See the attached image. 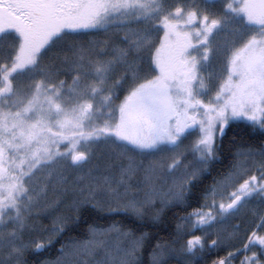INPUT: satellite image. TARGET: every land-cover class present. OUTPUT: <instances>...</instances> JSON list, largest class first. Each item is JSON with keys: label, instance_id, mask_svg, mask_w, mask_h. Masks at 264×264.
Instances as JSON below:
<instances>
[{"label": "rangeland", "instance_id": "obj_1", "mask_svg": "<svg viewBox=\"0 0 264 264\" xmlns=\"http://www.w3.org/2000/svg\"><path fill=\"white\" fill-rule=\"evenodd\" d=\"M73 1L76 4V0H70L69 3ZM93 2L86 3L85 7L78 11L86 13ZM1 21L0 14V23ZM50 21L49 29L57 30L59 26L53 19ZM128 21L129 11L111 15L106 23L123 25ZM20 32L24 40L23 30L20 29ZM256 38L259 40L257 43L251 38L250 43L236 51L234 60L222 63L219 66L220 73H216L218 76L213 74L208 82L201 76L196 78L199 85L192 86L195 102L189 96L186 97V91L181 84L182 75L168 76L170 64L167 60H163L166 50L160 48L157 51V47L144 44L139 50L147 52V60L151 62L148 66L153 67L148 73L153 74L151 78L149 76L141 78L142 75L137 77L140 79L136 88L130 90L128 96H125L115 108L110 105L113 99L109 93L102 94V92H105L107 84L111 82V75L118 64L127 69L133 66L127 58L125 60L122 58V61L118 62L125 56L119 50L111 51L108 56L109 62H97L96 58L94 59L95 55L89 54L90 57L87 59L90 61L86 60L82 65L76 63L74 59L78 58L83 62L80 58V50L75 51V56L71 55L74 58H71L70 62L76 63L74 67L77 68L78 75L68 82L67 86L55 80L50 87L48 79V72L52 74L48 70L50 62L43 65L46 66L44 69L47 71L46 77L42 76L45 82L25 86L28 77L37 73L41 66V64L36 65L34 55H38L43 47L29 46L26 51H24L25 45L16 47V50L5 48L7 57H12L9 60L11 63L8 62L6 68L15 67L16 71L21 70L20 72L23 71L21 74L24 75L19 78V89L7 91L4 103L11 106L5 110L2 107L0 110V123L2 119L5 121L0 125V137L5 140L7 131L12 130L17 123L15 136L17 139H22L20 147L22 155L18 156L20 158L18 161L20 163L21 160L22 163L30 158L32 163L22 169L18 178L9 174L7 176L10 178L7 177L0 182V235L5 234L1 239L6 241L10 239L13 233L10 228L12 218L17 216L23 202L42 198L46 186L45 178L54 173L55 165L74 164L76 154L87 153L90 145L98 141L105 144L112 143L115 148L117 147L116 152L125 156L128 163L129 158L134 162L140 154L145 156L137 165H132L131 162L117 176L110 174L89 176V170L88 173L80 175V179L84 181L81 186H86L87 195H92L99 186L104 187L107 199L103 201L106 202L95 200L100 207H109L113 200L117 204L116 208L124 207L138 212L142 205L152 204L156 200L163 205L180 200L186 181L199 175L203 165L214 155L213 142L218 133L215 125L218 122L244 120L257 125L262 122L264 28L257 33ZM61 59L66 60L64 56H61ZM137 65L138 63L134 69ZM2 81L3 79L0 80V84ZM32 98L35 100L32 101ZM200 99L202 101L199 103ZM40 106L45 109L37 117L29 116ZM62 112L64 116L60 114ZM189 112L194 120L198 121V125L193 129L187 126L183 130L182 128L178 130L177 126L173 125V119ZM157 113L165 115L161 120L164 128L162 134H151L153 128L151 125L147 129L148 134L146 131L143 134L129 128V139L123 138L127 132V125L131 124L132 120L137 117H154ZM35 124L37 127L34 126ZM31 134L39 140V143H35L32 147L28 146L33 140ZM6 142L8 144L7 140ZM38 146L41 148L37 152ZM33 150L34 154H32ZM128 151L129 153L126 154ZM247 157H250V160L248 164L243 163L245 167L239 164L237 170L218 184L214 197V212L217 214L222 215L220 211L224 208L226 212L235 208V205L229 206V202L238 196L234 189L246 183L244 180L234 181L237 175L244 174L253 165H257L263 177L264 159L260 160L261 154H248L241 159ZM253 160L256 161L250 165ZM118 165L122 163L119 162ZM137 168L140 173L132 183L131 175L134 176ZM248 181L249 185L250 180ZM254 184L255 187H259V183L254 181ZM228 187L229 192L226 190ZM52 190H55L53 185ZM244 191L248 190L244 189ZM245 207L255 209L258 206L250 202ZM153 210L159 211L155 208ZM210 212L212 211L209 210L208 213ZM260 225L259 219L258 233H260ZM139 242V238H130L127 232L117 228L95 230L87 241L66 247L56 259L42 264H132ZM3 244L9 248L6 256L8 259H13V262L19 257V252L28 247V244L18 245L16 238L8 242L3 240Z\"/></svg>", "mask_w": 264, "mask_h": 264}, {"label": "trees", "instance_id": "obj_2", "mask_svg": "<svg viewBox=\"0 0 264 264\" xmlns=\"http://www.w3.org/2000/svg\"><path fill=\"white\" fill-rule=\"evenodd\" d=\"M119 35L120 33H116L117 37ZM79 50L77 40H70L66 46L60 45L48 52L47 55H51L48 58L50 62L48 70L52 72L48 74V79L53 83L56 80L67 86V83L78 75L74 65L85 63L71 57ZM61 56L66 60L62 61ZM71 58H74L76 63L70 62ZM46 62L45 59L38 62L42 70L37 71L45 74L46 66L43 65ZM129 63L134 64L131 55H129ZM135 65L127 69L118 64L111 75L110 88L106 91L112 97L113 105H118L128 90L139 82L140 78L137 77H140L142 71L139 69L136 71ZM143 77L144 75L141 78ZM36 80L41 83L40 74L37 76L32 74L27 79L28 83ZM60 114L64 116L63 113ZM129 128H134L132 123L129 124ZM125 136L129 138L128 132ZM37 138L32 135L33 140L28 146L32 147L35 143H39ZM40 148L38 146L37 152ZM214 149V155L206 161L199 175L186 181L180 200L164 205L160 201L144 204L138 212L124 207L116 208L117 204L113 200L109 207H100L95 200L101 202L107 199L104 187L99 186L92 195H87L86 186H81L84 181L80 179V175L88 173V170L89 176L92 174L117 176L121 170L123 171L125 165L118 163H121V160L125 164L127 162L115 150L95 144L88 150L87 160L84 163L55 165L54 173L45 178L46 186L42 198L25 201L22 208L18 209L17 216L12 218L15 224L12 222L10 225L13 230L10 239L16 238L18 245L28 244V247L19 252V257L13 262V259H8L6 256L9 248L3 244V240L8 242L10 239L8 241L1 239L5 234L0 236V264H10V261L12 264H42L52 261L66 247L83 243L91 238L95 230L109 227L127 232L130 238L140 239L132 264L220 263L226 249L237 248L246 243L248 233L254 228L253 225L250 226L249 218H264V175L262 177L258 166H254L249 177H253L255 182L259 183V187H255L253 183L248 191L239 192L248 198V202L252 201L253 205L258 206L255 209H258L259 213L253 212L255 210L253 208L244 207L238 211L236 209L239 206L235 207L234 215L226 212V208L220 211L223 214L219 215L214 212V206L208 207L212 203L211 194L215 191L218 180L225 178L232 171L240 156L244 158L247 153L254 151L255 154H261L260 160L263 161L264 121L261 125L242 120L224 123L214 141ZM30 161L29 158L22 162V169L31 164ZM240 180L241 178L235 181ZM131 182L134 183L135 180L132 178ZM57 183L59 184L55 185ZM154 208L160 211L155 212ZM209 210L212 212L208 213ZM223 218H234L231 221H237L240 225L238 235L227 241L217 240V236H223L222 231L210 232L214 224L220 226L224 224L220 223ZM261 223L260 231L263 232L264 220H261ZM194 237L200 238L203 242L199 247L191 249L189 240ZM238 241L241 242L239 246H237ZM212 242L214 245L210 246Z\"/></svg>", "mask_w": 264, "mask_h": 264}, {"label": "flooded vegetation", "instance_id": "obj_3", "mask_svg": "<svg viewBox=\"0 0 264 264\" xmlns=\"http://www.w3.org/2000/svg\"><path fill=\"white\" fill-rule=\"evenodd\" d=\"M76 1L74 4V1L69 3L70 0H0V75L4 73L5 62L12 59L7 57L6 49L16 50V47L23 45L24 51L28 50L29 46L43 47L38 55H34L35 62L38 61V56L41 60L48 61L51 55L41 57V52L45 49L47 51V48L53 45L66 46L70 40H77L80 58L84 61H90L87 57L91 54L95 55L97 62H109L111 51L118 50L119 47L126 48L125 57L119 59L125 60L129 58L130 32L131 55L142 63L141 70L147 71L148 60L147 52H140V46L152 45L157 47V51L160 48L165 49L163 60L170 64L168 76L182 75L181 84L184 90L189 92L198 76L208 80L213 74L219 73V66L234 60L235 52L250 43L251 38L256 42L257 33L264 27V0ZM91 1L94 2L89 6L90 10L86 13L78 11ZM127 11L129 21L123 25L106 23L111 15ZM51 19L59 26L58 31L55 28L49 29ZM118 27H126L120 29L125 32L120 36L121 42H118L116 37ZM20 29L24 32V40L21 38ZM164 116L157 113L154 117H137L130 123L136 132L144 134L146 131L148 134L147 129L152 125L151 134H162L164 128L161 120ZM173 122L178 130L187 126L195 128L198 125V121L194 120L190 113L174 118ZM223 124H218L219 129ZM127 132L129 137V124ZM11 153L15 157L19 156L20 144L14 140L6 145L4 138L0 137V182L6 176L9 165L7 158ZM254 161L256 160L250 165ZM241 167H245V164L242 163ZM240 197L234 202L240 203ZM231 219L234 218H223L220 221L224 223L221 228L215 224L211 227L210 232H223V236L216 237L217 240L227 241L238 235L239 222ZM249 219L254 230L248 233L246 243L237 247L241 244L238 241L237 248L226 249L223 259L216 264H264V231H260L261 234L257 232L259 219L264 218ZM202 242L198 237L192 238L191 249L199 247ZM212 245L214 242L210 244Z\"/></svg>", "mask_w": 264, "mask_h": 264}, {"label": "bare ground", "instance_id": "obj_4", "mask_svg": "<svg viewBox=\"0 0 264 264\" xmlns=\"http://www.w3.org/2000/svg\"><path fill=\"white\" fill-rule=\"evenodd\" d=\"M210 10V9H209ZM210 12H212V11H210ZM217 13V12H216ZM210 15V14H209ZM244 16V15H243ZM238 17H240V16H238ZM221 18V17H220ZM231 18V17H230ZM203 19V18H202ZM220 21V20H219ZM227 22V21H226ZM248 24V23H247ZM232 25V24H231ZM226 27V26H225ZM239 27V26H238ZM237 27V28H238ZM245 28V27H244ZM253 28V27H252ZM247 30V29H246ZM238 31V30H237ZM228 34V33H227ZM46 45V44H45Z\"/></svg>", "mask_w": 264, "mask_h": 264}, {"label": "water", "instance_id": "obj_5", "mask_svg": "<svg viewBox=\"0 0 264 264\" xmlns=\"http://www.w3.org/2000/svg\"><path fill=\"white\" fill-rule=\"evenodd\" d=\"M78 158H81V156H76V157H75V160L78 159Z\"/></svg>", "mask_w": 264, "mask_h": 264}]
</instances>
